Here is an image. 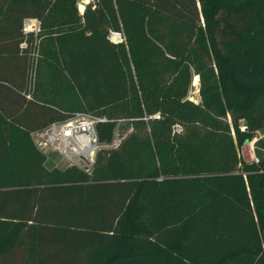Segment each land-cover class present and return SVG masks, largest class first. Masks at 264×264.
Returning a JSON list of instances; mask_svg holds the SVG:
<instances>
[{
	"label": "trees",
	"instance_id": "trees-1",
	"mask_svg": "<svg viewBox=\"0 0 264 264\" xmlns=\"http://www.w3.org/2000/svg\"><path fill=\"white\" fill-rule=\"evenodd\" d=\"M79 4L0 0V264H264V0ZM77 113L120 144L47 167Z\"/></svg>",
	"mask_w": 264,
	"mask_h": 264
},
{
	"label": "built area",
	"instance_id": "built-area-1",
	"mask_svg": "<svg viewBox=\"0 0 264 264\" xmlns=\"http://www.w3.org/2000/svg\"><path fill=\"white\" fill-rule=\"evenodd\" d=\"M39 21L34 18L26 19L23 30L25 33L38 32ZM119 35V34H118ZM120 36V35H119ZM104 119L86 113L56 121L33 132V140L37 148L46 156L58 154L69 166H76L87 173L93 171L97 154L102 148L97 133V125ZM242 130L247 126L243 123ZM114 140V139H113ZM121 139H117V145ZM251 153V161L258 162L257 151H264V129L259 130L247 142ZM261 247L264 253V228L259 229Z\"/></svg>",
	"mask_w": 264,
	"mask_h": 264
},
{
	"label": "rangeland",
	"instance_id": "rangeland-1",
	"mask_svg": "<svg viewBox=\"0 0 264 264\" xmlns=\"http://www.w3.org/2000/svg\"><path fill=\"white\" fill-rule=\"evenodd\" d=\"M86 0H80V4H79V8L81 9V5H85ZM112 39L117 41L120 39V36L118 35V33H112ZM195 79V77H194ZM194 79H193V83H192V87L189 93V98L192 100H195L197 102L200 101V95H199V81L198 84H194ZM117 139H120L119 135L116 134L114 137V140L110 143H102V148L101 150L104 149H111L116 147L117 145ZM240 153L242 155V157L247 160V161H251V153H250V149H249V145L246 143L244 144L241 149H240ZM258 156H262L264 154L263 150H258L257 151ZM46 165L49 168H54V167H59V168H65L67 166H69L58 154L56 153H51L50 155L47 156V161H46Z\"/></svg>",
	"mask_w": 264,
	"mask_h": 264
},
{
	"label": "bare ground",
	"instance_id": "bare-ground-1",
	"mask_svg": "<svg viewBox=\"0 0 264 264\" xmlns=\"http://www.w3.org/2000/svg\"><path fill=\"white\" fill-rule=\"evenodd\" d=\"M89 1V0H86V2ZM81 9L83 10L84 9V6L81 5ZM199 77L198 76H195V79H194V84H198V81H199Z\"/></svg>",
	"mask_w": 264,
	"mask_h": 264
},
{
	"label": "water",
	"instance_id": "water-1",
	"mask_svg": "<svg viewBox=\"0 0 264 264\" xmlns=\"http://www.w3.org/2000/svg\"><path fill=\"white\" fill-rule=\"evenodd\" d=\"M90 1H91V0L87 1L85 4L89 3ZM84 8H85V5H84ZM83 11H84V9H83ZM83 11H82V12H83ZM198 77H199V76H198Z\"/></svg>",
	"mask_w": 264,
	"mask_h": 264
},
{
	"label": "crops",
	"instance_id": "crops-1",
	"mask_svg": "<svg viewBox=\"0 0 264 264\" xmlns=\"http://www.w3.org/2000/svg\"><path fill=\"white\" fill-rule=\"evenodd\" d=\"M83 10H81V12H82Z\"/></svg>",
	"mask_w": 264,
	"mask_h": 264
}]
</instances>
